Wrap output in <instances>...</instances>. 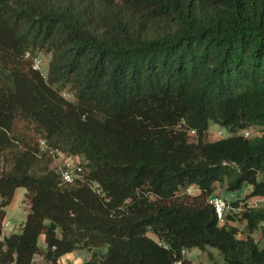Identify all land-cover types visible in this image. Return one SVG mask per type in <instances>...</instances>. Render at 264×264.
Masks as SVG:
<instances>
[{
  "label": "trees",
  "instance_id": "trees-1",
  "mask_svg": "<svg viewBox=\"0 0 264 264\" xmlns=\"http://www.w3.org/2000/svg\"><path fill=\"white\" fill-rule=\"evenodd\" d=\"M210 122L230 136L209 141ZM247 130H264V0H0V264L86 248L85 264H194L184 252L208 247L264 264L248 201L264 198V134ZM51 151L82 176L65 182ZM217 185L251 187L224 224ZM19 187L27 218L4 235Z\"/></svg>",
  "mask_w": 264,
  "mask_h": 264
},
{
  "label": "rangeland",
  "instance_id": "rangeland-1",
  "mask_svg": "<svg viewBox=\"0 0 264 264\" xmlns=\"http://www.w3.org/2000/svg\"><path fill=\"white\" fill-rule=\"evenodd\" d=\"M37 58L41 60V72L46 76L48 74L49 69V61L51 58V54L46 53L45 51H40L37 54ZM69 99H74L73 96L67 95ZM253 131V130H252ZM253 133H256L258 135H263L264 130H256V132L253 131ZM230 136V132L227 128L220 126L219 124L215 122H210L209 125V131H208V140L209 141H216L221 138H225ZM217 193L227 199L229 202L240 197L244 198L250 191L251 187L244 186L241 190L238 191H227L225 186L217 185ZM26 189L24 187L17 188L15 192L14 199L12 203L6 208V220L11 223V227H4V235H8L12 232L19 231L20 225L26 220L27 218V203H26ZM253 206H264V199L263 198H255V200H251ZM234 223V222H233ZM237 226L240 227V230L242 233L245 231L244 224H238ZM243 237L245 234H241ZM256 238L259 239L260 236L256 233ZM39 244L42 248L46 249L47 245L43 238H40ZM262 244H264V239L262 241ZM209 251L213 253V259L209 257L207 254V251H203L200 248H193L191 250H186L184 252V257L188 260H191L194 262V264H223L224 258L218 251V249L213 247H208ZM97 250L101 253L106 252L107 247H99ZM89 249H80L76 253L86 258V256L89 254ZM35 259L38 261L43 260V258L40 255H36ZM47 264H54L52 262L47 261ZM58 264H61L59 261ZM74 264V263H72Z\"/></svg>",
  "mask_w": 264,
  "mask_h": 264
},
{
  "label": "built area",
  "instance_id": "built-area-1",
  "mask_svg": "<svg viewBox=\"0 0 264 264\" xmlns=\"http://www.w3.org/2000/svg\"><path fill=\"white\" fill-rule=\"evenodd\" d=\"M29 56V53L27 54ZM41 60L39 58L34 59V68L41 70ZM190 135H194L195 131H189ZM245 136L249 137L253 135L252 130L245 131ZM41 145L44 147L46 144L43 140L40 141ZM54 155V162L57 165V168L61 172L63 180L65 182L71 183L74 182L76 178L82 176L84 170L82 161L79 156L67 155L64 152H54L51 151ZM198 191L197 188L191 186L187 189L188 194H195ZM209 203L215 207L217 217L220 224L226 223L225 215L231 210L232 206L230 202L222 197L219 194H214L209 198ZM4 227H11V223L7 220L3 223ZM176 264H182V262H177Z\"/></svg>",
  "mask_w": 264,
  "mask_h": 264
},
{
  "label": "crops",
  "instance_id": "crops-1",
  "mask_svg": "<svg viewBox=\"0 0 264 264\" xmlns=\"http://www.w3.org/2000/svg\"><path fill=\"white\" fill-rule=\"evenodd\" d=\"M255 198L258 197H254L249 199L248 201L250 202V204L252 205L251 200H255ZM263 198V197H260ZM264 199V198H263ZM20 230V229H19ZM18 232V231H15ZM13 233V232H12ZM11 234V233H10ZM9 235V234H8ZM44 249V248H43ZM78 251V250H77ZM70 253L66 256H64L61 260H59L61 262V264H85L86 260L92 255V253L94 252V250H90L89 254L86 256V258H84L83 256L77 254L76 252ZM41 256V255H40ZM43 258V256H41ZM47 261L43 258V260L38 261L34 258V263L33 264H47Z\"/></svg>",
  "mask_w": 264,
  "mask_h": 264
}]
</instances>
